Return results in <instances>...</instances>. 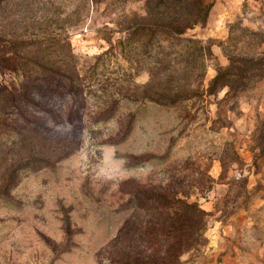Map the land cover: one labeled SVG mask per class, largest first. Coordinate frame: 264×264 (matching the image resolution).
<instances>
[{
	"label": "rangeland",
	"instance_id": "obj_1",
	"mask_svg": "<svg viewBox=\"0 0 264 264\" xmlns=\"http://www.w3.org/2000/svg\"><path fill=\"white\" fill-rule=\"evenodd\" d=\"M144 2L0 0V93L27 130L1 168L16 184L0 200V264H122L119 231L152 216L135 217L136 191L167 188L210 214L179 264H264V0H206V22L187 32L206 46L196 65L148 37L119 43L151 24ZM58 38L78 88L24 74L30 49ZM220 69L243 76L209 94ZM170 93L189 97L169 105Z\"/></svg>",
	"mask_w": 264,
	"mask_h": 264
},
{
	"label": "trees",
	"instance_id": "obj_2",
	"mask_svg": "<svg viewBox=\"0 0 264 264\" xmlns=\"http://www.w3.org/2000/svg\"><path fill=\"white\" fill-rule=\"evenodd\" d=\"M102 1L88 0L93 3ZM144 3L147 10L146 15L151 17V24L148 23V17L133 24L130 30L125 32L127 35L125 39L119 40L121 45H132L136 41L148 37L147 45L150 47L156 46L161 51H164L165 45L172 49L175 48L178 52L175 59L187 55L192 58L191 62L195 65L204 60L207 50L203 41L187 35V32L206 22L210 12V6L206 0H145ZM81 11L77 10V23L82 21ZM57 40L60 42L57 43V47L53 42L45 43L43 48L30 49V55L26 57V62L22 66L24 74L27 80L48 78L50 81L78 88V63L72 52L71 43H67L66 39L58 38ZM62 42L64 44H61ZM67 45L68 51H65ZM163 57L159 60L160 72H166L168 66L172 64L170 54ZM174 68V72L180 69L179 65H175ZM235 76L242 77L243 71L218 70L207 92L215 94V91L223 86L232 89L233 82L230 81H234ZM166 97H169L166 99L167 104L174 105L189 96L170 93ZM5 102V97L0 93V137L4 134L8 139L6 146L0 147V160H3L0 162V200L8 197L16 184L14 168L6 165L2 172L1 168L5 165L4 162L8 160L7 157L13 149L20 146L19 141H24L27 131L21 128L16 120L11 119L4 107ZM8 144L11 146H7ZM241 194L242 192H240ZM182 195L180 192L168 188L152 192L136 191L134 196L135 217H141L144 210L149 215L152 213V216L145 225L129 228V222H131L129 220L121 228L114 240V246L119 244L131 254L124 256L118 263L179 264L182 254L194 250L200 245V238L206 231L210 214L200 207L198 201L190 202L187 196L183 197ZM240 195L236 197H240ZM146 203H150V206H146ZM138 240L146 242L152 240L154 246L139 248L134 244H137ZM124 241L134 243H128L129 245L126 247L123 246Z\"/></svg>",
	"mask_w": 264,
	"mask_h": 264
}]
</instances>
